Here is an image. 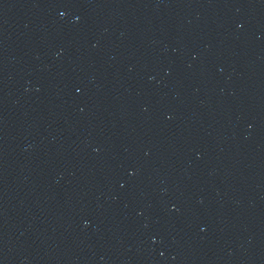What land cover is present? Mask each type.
Masks as SVG:
<instances>
[{
    "label": "water",
    "instance_id": "95a60500",
    "mask_svg": "<svg viewBox=\"0 0 264 264\" xmlns=\"http://www.w3.org/2000/svg\"><path fill=\"white\" fill-rule=\"evenodd\" d=\"M0 264H264V0H29Z\"/></svg>",
    "mask_w": 264,
    "mask_h": 264
}]
</instances>
